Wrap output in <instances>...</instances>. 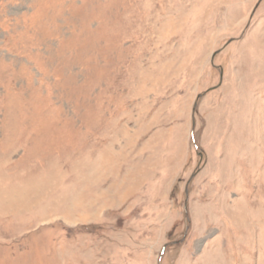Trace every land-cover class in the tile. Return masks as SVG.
<instances>
[{
	"label": "rangeland",
	"instance_id": "1",
	"mask_svg": "<svg viewBox=\"0 0 264 264\" xmlns=\"http://www.w3.org/2000/svg\"><path fill=\"white\" fill-rule=\"evenodd\" d=\"M0 264H264V0H0Z\"/></svg>",
	"mask_w": 264,
	"mask_h": 264
}]
</instances>
